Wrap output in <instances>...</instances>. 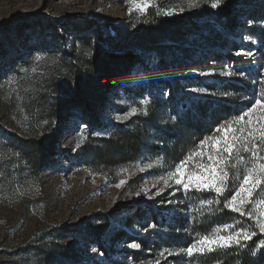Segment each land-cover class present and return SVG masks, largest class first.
I'll return each instance as SVG.
<instances>
[{
    "label": "rangeland",
    "instance_id": "rangeland-1",
    "mask_svg": "<svg viewBox=\"0 0 264 264\" xmlns=\"http://www.w3.org/2000/svg\"><path fill=\"white\" fill-rule=\"evenodd\" d=\"M252 1L234 15L214 0H0V264H205L185 250L201 237L189 233L197 204L217 199L169 174L196 153L206 162L216 138L179 144L191 105H231L226 124L264 100V0ZM127 51L139 57L118 61L130 71L98 114L67 110L98 55ZM119 126L140 132L141 149L112 174L89 152ZM261 199L264 184L251 203L264 219Z\"/></svg>",
    "mask_w": 264,
    "mask_h": 264
},
{
    "label": "trees",
    "instance_id": "trees-1",
    "mask_svg": "<svg viewBox=\"0 0 264 264\" xmlns=\"http://www.w3.org/2000/svg\"><path fill=\"white\" fill-rule=\"evenodd\" d=\"M218 4L221 7H230L234 15H237L240 12L246 11L255 3L252 0H219ZM159 53L161 54L163 52L159 51ZM116 54L117 53L104 52L98 55L93 64V68L96 70L97 75L95 77H88L84 82L85 84H80L79 78H75L74 81L78 85L74 88L71 97L72 100L69 101L67 110H87L89 113L93 114V116L98 114V110L102 108L101 104L107 100V98H105L106 93L113 88V85L119 79L117 74L122 73L123 76H127L130 71L129 65L123 67L119 65V62H127L126 57H139L138 54L132 51H127L125 54L127 56H124V54ZM207 106L205 102H201L196 106L191 105L188 109L189 113L187 112L186 115L181 117V134L177 137L179 144L189 148L194 137H217L215 135V133H217L215 132L217 128L224 126L226 120L236 112V108L234 109L231 105L225 103L217 104L215 108H211L212 111L207 110ZM208 112H210L209 121L203 124L201 118L205 117ZM196 115H200V117L198 118ZM82 117L85 120H91L92 118L91 115L86 114ZM65 118L66 116L63 117L64 121L67 120ZM140 141V132L135 128L127 129L123 126H119L118 130L114 132L113 137L104 141L103 146L91 148L89 152L90 159L93 160L94 164L107 167L113 174L114 169L119 164L135 159L141 149ZM106 173L112 175L109 172ZM232 174L233 171L230 169V178ZM229 185L230 190L226 192L223 197H217L214 192L210 191L203 193L194 191L191 194L195 198H201V196H206L205 194L208 193L216 197L215 199H219V203L213 201V203L208 206L197 204L192 214L194 226L189 233H197L201 236L211 235L212 232L217 231L218 228L220 229L219 233L221 235H227L240 228H244L250 232L255 231L256 235L250 240H242L239 245H233L230 248L207 252L201 259H203L205 264H264V247L257 249V245L260 241L264 240V233H260L259 229L256 227V219L259 217L254 215L251 203L245 206L244 211H251L255 219L248 215L241 216L239 213L224 207V199L230 198L232 194L230 180ZM178 196L184 199L185 193L183 190L179 191ZM179 224L180 226L183 225L182 220ZM223 225H233V227L223 229Z\"/></svg>",
    "mask_w": 264,
    "mask_h": 264
},
{
    "label": "snow or ice",
    "instance_id": "snow-or-ice-1",
    "mask_svg": "<svg viewBox=\"0 0 264 264\" xmlns=\"http://www.w3.org/2000/svg\"><path fill=\"white\" fill-rule=\"evenodd\" d=\"M132 3L141 8L137 0H132ZM218 3L219 0H214L212 6L217 7ZM247 54L251 55V53ZM224 75L230 76L234 73L228 71ZM257 109H259L260 115L253 119V114L257 112ZM245 117L248 118L245 119ZM216 131L223 132L224 135L214 138L210 145L212 150L207 154L206 162L203 152L190 155L176 166L175 172L169 174V179L173 180L176 185L182 186L185 191L190 189L210 191L214 192L217 197H223L230 190V169H237L234 181L239 182L238 187L231 189L230 198L224 199V207L239 213L241 216L248 215L255 219L253 213L251 211L245 212L244 208L247 204L252 203V197L257 188L264 184V100L256 99L247 113L234 122L218 127ZM204 144L205 141H202L201 146ZM196 155L201 157V161L191 164L190 167L195 168V171H190L189 162ZM241 167L243 168L242 179H240L239 173ZM164 183L167 185L168 180H164ZM212 203L211 200L202 201V204L211 205ZM215 203H219V199ZM258 203L264 205V199ZM259 215L264 217V211H261ZM222 227L229 229L233 225H223ZM256 227L260 233H264V219H256ZM219 232L220 229L218 228L216 233L212 235L199 237L185 250L187 255L192 256L193 254H204L217 249L230 248L233 245H239L242 240H250L256 235L255 231L250 232L244 228L227 235H221ZM131 247L139 248L140 245L134 243ZM262 247H264V240L260 241L257 249ZM168 254L171 255L172 253L169 252Z\"/></svg>",
    "mask_w": 264,
    "mask_h": 264
},
{
    "label": "water",
    "instance_id": "water-1",
    "mask_svg": "<svg viewBox=\"0 0 264 264\" xmlns=\"http://www.w3.org/2000/svg\"><path fill=\"white\" fill-rule=\"evenodd\" d=\"M219 45H220V43L218 45H216L215 48H218Z\"/></svg>",
    "mask_w": 264,
    "mask_h": 264
}]
</instances>
